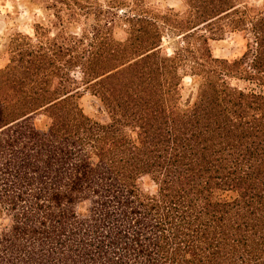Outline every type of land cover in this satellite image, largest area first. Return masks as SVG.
Here are the masks:
<instances>
[{
	"label": "trees",
	"instance_id": "obj_1",
	"mask_svg": "<svg viewBox=\"0 0 264 264\" xmlns=\"http://www.w3.org/2000/svg\"><path fill=\"white\" fill-rule=\"evenodd\" d=\"M114 2L0 0L50 19L0 68V264H264V10ZM226 30L247 36L234 61L210 46Z\"/></svg>",
	"mask_w": 264,
	"mask_h": 264
},
{
	"label": "rangeland",
	"instance_id": "obj_2",
	"mask_svg": "<svg viewBox=\"0 0 264 264\" xmlns=\"http://www.w3.org/2000/svg\"><path fill=\"white\" fill-rule=\"evenodd\" d=\"M110 0H99L102 5H106ZM112 1V0H111ZM116 5H121L124 3V6H128V2L131 0H113ZM248 5L255 6L259 10H264V0H244ZM121 3V4H120ZM146 5L153 12L168 14L171 16H185L188 12V6L185 0H146ZM123 6V5H121ZM13 6L11 3H1L0 4V68H5L9 64L10 60V42L11 40L18 34V32H22L31 37L34 36V31L32 30V25L41 24L48 31V26H50V19L48 14L44 12H36L33 15H29L24 7H20L18 19L16 15H11L12 17L9 19L8 14L12 13ZM128 11L127 15L131 12L130 8L126 9ZM16 19V20H15ZM19 24V25H18ZM28 24L31 27L27 26ZM15 25L13 31L7 33V28ZM81 28L84 27V24L80 25ZM168 34V33H167ZM116 38L119 41L125 42L128 38L126 33V27L122 24L116 30ZM0 40V41H1ZM183 44L182 37H178L175 35H171L170 33L164 37L163 48L162 50L166 54H173L174 49L179 45ZM210 46L213 52V55L216 58L224 59L228 61H234L236 59L241 58L247 50V36L243 33H233L229 30H226L225 34L220 38V40L211 41ZM79 71L73 73L76 78H79ZM191 79H185L186 90L184 94L186 97L189 96L191 90ZM82 98L80 100V105L84 109L85 113L92 118H96L101 120L102 122H107L108 117L101 107V104L89 95L85 93L84 90L81 91ZM50 121L45 114H40L35 118V125L41 131H47ZM233 197V195H229Z\"/></svg>",
	"mask_w": 264,
	"mask_h": 264
}]
</instances>
